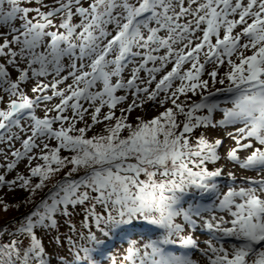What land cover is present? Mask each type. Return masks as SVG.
Instances as JSON below:
<instances>
[{
  "label": "snow or ice",
  "instance_id": "1",
  "mask_svg": "<svg viewBox=\"0 0 264 264\" xmlns=\"http://www.w3.org/2000/svg\"><path fill=\"white\" fill-rule=\"evenodd\" d=\"M0 158V264H264V0H0Z\"/></svg>",
  "mask_w": 264,
  "mask_h": 264
},
{
  "label": "rangeland",
  "instance_id": "2",
  "mask_svg": "<svg viewBox=\"0 0 264 264\" xmlns=\"http://www.w3.org/2000/svg\"><path fill=\"white\" fill-rule=\"evenodd\" d=\"M170 67L171 66H169V70H170ZM145 75H146V73H141V76H145ZM128 76H129V73L126 72L125 73V79H127ZM204 78L207 79V76H205ZM70 82L71 81H69V83ZM177 83H179V82H177ZM61 87H64V85H61ZM49 94H51V93L49 92ZM124 94L125 93L122 90L117 92V95H124ZM161 96H163V94H161ZM197 98L199 99L198 96H193V100H198ZM224 98L225 97H221V99H224ZM57 103H59V99L58 98H54L52 101L49 102L50 105H54V104H57ZM85 106L87 107V105H85ZM124 106H126V105H124ZM170 106L171 105H165V106L162 107L159 103H152V102H150L149 104H146L143 108L135 109L131 114H129L128 115V121L130 123H132L133 125H135L136 123H138L137 117H142L144 120H151L152 118L160 115V113L164 111V107H170ZM120 107L121 106L118 105V108L116 110V115L117 116L120 115V111H119V108ZM102 111L103 112H107L108 109L107 108H104ZM37 115L40 116V117H43L44 116L43 105H41V107L37 109ZM88 123L90 125L92 124L90 118H88ZM77 127H84V124L83 123H78L77 124ZM101 129H102V125H95V126H93L92 130H90L89 132L90 133H93V132L98 133V132L101 131ZM124 134H126V133H124ZM207 135H208V138L210 140H214L215 138H218L221 134L220 133H217V132H209ZM49 143H50L51 146H53L57 142L55 140H52V141H49ZM231 145H232V142L230 141L228 144L227 143L225 144V147L224 148L220 149V154H221L222 157L225 155L226 149L229 146H231ZM16 147L19 148L20 145L17 144ZM34 151H37V150H34ZM0 162H4L2 158H0ZM41 162L42 161H40V160H36V161H33L32 162V165L35 166L36 163H41ZM27 163L28 162L26 160L25 161H22L18 165L17 171L19 173H21V174L28 175L29 174L28 168L25 167V165ZM232 166L235 167L237 170L234 171V169L231 168ZM210 167H213V168H222L224 170L222 177L219 178V180H218V183H220V184H222V183L223 184H228L229 183V181H230L229 178H228V173L229 172H234L235 173L236 171L237 172L240 171L242 173H247V174L253 173L251 171L241 170L238 167L234 166L231 162L226 161L225 159H221L214 166H210ZM15 175H16V172H13V173H11L9 175L8 178L9 179H12V178L15 177ZM40 195H42V194L40 193ZM0 196H3V198L7 201V203L9 205H12V207L9 208V209H11L10 215L15 214L18 209H20L19 213L22 214L21 216H23L24 214H26V211L27 210H28L27 213L29 212V210H30L29 206L30 205L24 203V201L28 198V193L26 191L19 190V189L15 190V191H12V190H9L8 188H4V189L0 190ZM18 204L20 205V207L18 209L14 210L15 205H18ZM10 215L7 214V212H5L3 210V206L0 205V219L7 218ZM21 216H19V217H21ZM204 230H206V229H204ZM62 231H63V229H62ZM209 238L210 237L202 236V238H199V239L205 240V239H209ZM204 246L205 245H202V246H200V248L203 249ZM171 247L174 249V251H176V248L178 247V245L169 246V250H170ZM184 251H187V250H184ZM190 253H192L194 255L192 256ZM177 254H179V253H177ZM187 254L192 259H194L195 261H197L198 264H207V258L202 255L201 251H199V250L187 251Z\"/></svg>",
  "mask_w": 264,
  "mask_h": 264
},
{
  "label": "trees",
  "instance_id": "3",
  "mask_svg": "<svg viewBox=\"0 0 264 264\" xmlns=\"http://www.w3.org/2000/svg\"><path fill=\"white\" fill-rule=\"evenodd\" d=\"M198 99V98H197ZM182 119V118H181ZM94 134H96L95 132H93V133H90V132H88L87 133V135L88 136H92V135H94ZM200 133L199 132H197L196 133V135H199ZM53 146H56V144L55 145H53ZM61 155H70V153H68V152H66V151H63L62 150V152H61ZM41 163H43V161L41 162ZM211 166V165H210ZM66 171V170H65ZM62 173L59 175V176H57L55 179H60V178H62ZM55 179H53L52 181H50L49 182V187L51 186V184L52 183H55ZM38 180V178H33V182H38L37 181ZM45 192L47 191V189H45L44 190ZM42 195H43V193H41ZM39 197H37V199H38ZM31 207H32V205H30L29 206V208L31 209ZM17 208L16 207H14V210H16ZM19 211H20V209H18L17 211H16V213L15 214H13V215H10V213H11V209H9L8 211H7V214H9L10 216H8L7 218H2V219H0V224H3V223H5V222H7V221H11V220H13V219H15V218H17V217H19V216H21L22 214L21 213H19ZM28 211V210H27ZM27 211H26V213H27ZM30 211V210H29ZM9 212V213H8Z\"/></svg>",
  "mask_w": 264,
  "mask_h": 264
},
{
  "label": "bare ground",
  "instance_id": "4",
  "mask_svg": "<svg viewBox=\"0 0 264 264\" xmlns=\"http://www.w3.org/2000/svg\"><path fill=\"white\" fill-rule=\"evenodd\" d=\"M230 141H226V143L228 144ZM231 168H233L234 169V171L235 170H237L235 167H231ZM235 175H236V177H237V181H236V186L238 187V186H240L241 185V181L244 179V178H246V177H254L255 176V173L253 172V173H249V174H247V173H242V172H235ZM230 180V179H229ZM232 183V181L230 180L229 181V183L228 184H231ZM221 185H225V184H221ZM226 190V189H225ZM202 236H207V237H210V236H208V234H207V230H204V229H201L200 231H198L197 233H196V238L200 241V246H202V245H204V241H206V240H208V239H205V240H203V239H199V238H202ZM192 256L194 255V254H192V253H190ZM196 257V256H195Z\"/></svg>",
  "mask_w": 264,
  "mask_h": 264
}]
</instances>
